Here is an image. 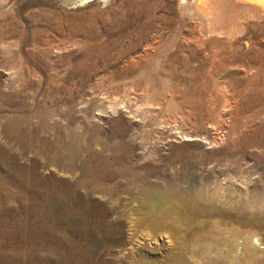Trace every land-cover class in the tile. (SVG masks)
I'll list each match as a JSON object with an SVG mask.
<instances>
[{"label":"rangeland","instance_id":"rangeland-1","mask_svg":"<svg viewBox=\"0 0 264 264\" xmlns=\"http://www.w3.org/2000/svg\"><path fill=\"white\" fill-rule=\"evenodd\" d=\"M75 1L0 0V264H206L214 221L264 238V19L230 40L178 0Z\"/></svg>","mask_w":264,"mask_h":264},{"label":"bare ground","instance_id":"bare-ground-1","mask_svg":"<svg viewBox=\"0 0 264 264\" xmlns=\"http://www.w3.org/2000/svg\"><path fill=\"white\" fill-rule=\"evenodd\" d=\"M179 1V11L183 16H187L188 18L192 19L193 22H196L198 25V33L203 35L204 37L207 35H213L216 37H226V39L233 38L235 35L241 34L244 30L241 22L247 21L248 19H254L261 21L264 19V0H178ZM178 9V8H177ZM176 10V9H175ZM178 12V10H177ZM184 22V21H183ZM192 22V24H193ZM254 22V21H253ZM249 23V22H248ZM259 23V22H258ZM262 23V22H261ZM195 24V23H194ZM250 24V23H249ZM256 24V23H255ZM260 25V23H259ZM194 26V25H193ZM253 27V26H252ZM251 28V27H250ZM194 29V28H193ZM196 29V28H195ZM254 29V28H253ZM195 31V30H194ZM193 31V33H194ZM197 32V30H196ZM192 33V31H191ZM195 34V33H194ZM202 36V37H203ZM192 37V36H191ZM193 39V38H192ZM248 40V39H247ZM201 42V41H200ZM218 43V42H217ZM240 43V42H239ZM249 43V42H248ZM249 45V44H248ZM237 46V44H236ZM154 47V46H153ZM229 47V46H228ZM186 62V61H185ZM171 200V199H170ZM175 201V199H173ZM127 213V212H126ZM210 228H214L218 230L219 234H227L229 231L228 227H220L217 224V221L213 222V225ZM253 231V230H252ZM260 232V230H258ZM231 232H233L231 230ZM241 232V231H240ZM244 233V232H242ZM254 233V232H253ZM233 234V233H232ZM240 234V233H239ZM252 234V233H251ZM257 234V232H256ZM255 234V235H256ZM230 233L228 234V236ZM246 235V234H245ZM259 235V234H258ZM232 236V235H231ZM234 236V235H233ZM238 236V235H237ZM249 236V235H248ZM254 236V235H253ZM252 236V237H253ZM225 237V236H224ZM240 237V236H239ZM255 237V236H254ZM257 237V236H256ZM223 238V237H222ZM227 238V237H226ZM246 238V237H245ZM244 238V239H245ZM173 239V238H172ZM252 239V238H251ZM234 240V239H233ZM239 240V239H238ZM248 240V238H247ZM170 242V240H168ZM237 241V240H236ZM242 241V239H241ZM246 241V240H245ZM259 241V240H258ZM257 241V242H258ZM223 242V239H222ZM234 242V241H233ZM232 242V243H233ZM255 243V241H253ZM264 242V241H262ZM227 243V242H226ZM231 238L229 236L228 239V247L224 249V252L233 253L234 250L231 249ZM238 243V242H237ZM248 243V242H247ZM250 243V242H249ZM147 244V243H146ZM225 244V243H224ZM234 244V243H233ZM232 244V245H233ZM243 244V243H242ZM245 244V243H244ZM256 244V243H255ZM260 244V243H259ZM150 245V244H149ZM264 245V244H263ZM208 246V245H207ZM238 246V245H236ZM242 246V245H241ZM247 246V245H246ZM253 246V245H252ZM255 246V245H254ZM254 246L252 247L254 249ZM197 247V246H195ZM194 247V248H195ZM234 247V246H233ZM238 246V252L239 251ZM217 248V247H216ZM244 248V247H243ZM248 248V247H247ZM246 253L248 254L249 249ZM259 248V247H258ZM137 249V248H136ZM202 249V248H201ZM222 248H218V250ZM236 249V248H233ZM256 249V247H255ZM147 250V249H146ZM196 250V249H195ZM198 250V249H197ZM210 250V249H209ZM244 250V249H243ZM242 250V251H243ZM202 251V250H201ZM206 251V250H205ZM214 251V249H213ZM245 251V250H244ZM262 252L264 250H261ZM260 251V252H261ZM220 252V251H218ZM237 252V251H236ZM235 252V253H236ZM254 252V251H253ZM258 252V251H257ZM135 253V251H133ZM160 253V252H159ZM206 253V252H205ZM208 253V252H207ZM216 253V252H215ZM214 253V254H215ZM210 254V253H208ZM218 254V253H217ZM221 254V253H219ZM218 254V255H219ZM244 254V253H243ZM252 254V253H251ZM257 254V253H256ZM262 254V253H261ZM226 255V254H224ZM223 255V256H224ZM209 256V255H208ZM214 256V255H213ZM222 256V255H220ZM239 256V254L237 255ZM237 256H234L237 258ZM250 256V254H249ZM254 256V255H253ZM252 255L250 257H253ZM132 257V256H131ZM138 257V256H137ZM203 257V256H202ZM210 257V256H209ZM226 257V256H225ZM232 257V256H231ZM229 257V258H231ZM244 257V256H242ZM140 258V257H139ZM206 258V257H205ZM213 258V257H212ZM222 258V257H221ZM228 258V257H227ZM239 258V257H238ZM256 258V256H255ZM261 259L263 258L260 257ZM130 259V258H129ZM137 259V258H136ZM149 259V258H148ZM233 259V258H232ZM249 259V258H248ZM210 260V259H209ZM214 260V258L212 259ZM211 260V261H212ZM217 260V259H216ZM223 260V259H222ZM229 260V259H228ZM229 264H233L235 261L238 263V259L235 261L228 262ZM260 260V259H259ZM221 261V260H220ZM253 261V260H249ZM257 261V260H255ZM187 262V261H186ZM233 262V263H232ZM261 262V261H259ZM255 263V262H253ZM258 263V261L256 262ZM208 264V263H207ZM224 264V263H223Z\"/></svg>","mask_w":264,"mask_h":264},{"label":"crops","instance_id":"crops-1","mask_svg":"<svg viewBox=\"0 0 264 264\" xmlns=\"http://www.w3.org/2000/svg\"><path fill=\"white\" fill-rule=\"evenodd\" d=\"M234 227H235V232H234ZM231 230L233 231V232H231ZM241 231V232H240ZM242 232H244V233H242ZM254 232V233H253ZM256 232H257V234H256ZM230 233V238H231V243H230V247H231V249L230 248H228V250H234V251H232L233 253H228V252H224V249H227V247H228V239H229V236H228V234ZM233 233V234H232ZM240 233V234H239ZM252 233V234H251ZM208 234H210V231L208 232ZM212 234V241L210 242V241H207L206 243H207V245L208 246H206V247H204V255H201V256H203L202 258L208 263V264H210L209 263V259L211 260L212 259V257H209L208 256V254H205V252L207 253V250H209V249H212V251H213V249H214V251H213V255H214V260L213 261H215V263H212V264H229V263H227V261L226 260H228V262H231V260L232 261H235L236 259H238V261H239V259H240V257H242V256H244V254L246 253V248L247 249H249V250H256V251H258V250H264V242H262V241H264V238H263V232L262 231H258V230H249V231H247V230H244V229H241L238 225H236V226H231V227H229V231L227 232V234H224V236H223V234H219L218 236L217 235H213V233H211ZM246 234V235H245ZM256 234V235H255ZM259 234V235H258ZM232 235V236H231ZM234 235V236H233ZM238 235V236H237ZM249 235V236H248ZM255 237H254V236ZM221 236H223L224 237V240H223V242H222V240H221ZM240 236V237H239ZM253 236V237H252ZM257 236V237H256ZM227 237V238H226ZM246 237V238H245ZM245 238V239H244ZM247 238H248V240H247ZM252 238V239H251ZM234 239V240H233ZM239 239V240H238ZM241 239H242V241H241ZM237 240V241H236ZM246 240V241H245ZM259 240V241H258ZM234 241V242H233ZM253 241H255V243L253 242ZM258 241V242H257ZM219 242H221V245H217ZM227 242V243H226ZM234 244H233V243ZM238 242V243H237ZM248 242V243H247ZM250 242V243H249ZM225 243V244H224ZM243 243V244H242ZM245 243V244H244ZM260 243V244H259ZM233 244V245H232ZM236 245H238V246H240L239 247V251H241L240 253L238 252V246H236ZM242 245V246H241ZM247 245V246H246ZM254 246V249L252 248L253 246ZM215 246V247H214ZM234 246V247H233ZM192 247V246H191ZM217 247V248H216ZM222 248L221 250L219 249L218 250V248ZM244 247V248H243ZM255 247H256V249H255ZM259 247V248H258ZM233 248H236V249H233ZM245 251H244V250ZM193 250V249H192ZM206 250V251H205ZM243 250V251H242ZM190 251H191V249H190ZM218 251H220V252H218ZM237 251V252H236ZM193 252H195V249L193 250ZM216 252V253H215ZM236 252V253H235ZM215 253V254H214ZM219 253H221V254H218ZM244 253V254H243ZM261 253H262V251H261ZM224 254H226V255H224ZM239 254V256H237ZM220 255H222V256H220ZM224 255V256H223ZM226 256V257H225ZM232 256V257H231ZM234 256H237V258L236 257H234ZM206 257V258H205ZM222 257V258H221ZM228 257V258H227ZM229 257H231V258H229ZM239 257V258H238ZM233 258V259H232ZM252 258V257H251ZM217 259V260H216ZM223 259V260H222ZM221 260V261H220ZM260 261L261 262H259L260 264H263V261H262V259L260 258ZM206 263V264H207ZM233 263V262H232ZM233 264H239L237 261H235ZM252 264H253V262H252Z\"/></svg>","mask_w":264,"mask_h":264},{"label":"water","instance_id":"water-1","mask_svg":"<svg viewBox=\"0 0 264 264\" xmlns=\"http://www.w3.org/2000/svg\"><path fill=\"white\" fill-rule=\"evenodd\" d=\"M91 1L93 0H77L75 1L73 4V8H79V7H82L88 3H90Z\"/></svg>","mask_w":264,"mask_h":264}]
</instances>
